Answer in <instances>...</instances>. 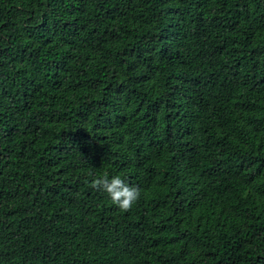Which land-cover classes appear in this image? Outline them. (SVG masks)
Segmentation results:
<instances>
[{
  "label": "trees",
  "instance_id": "obj_1",
  "mask_svg": "<svg viewBox=\"0 0 264 264\" xmlns=\"http://www.w3.org/2000/svg\"><path fill=\"white\" fill-rule=\"evenodd\" d=\"M0 264H264V0H0Z\"/></svg>",
  "mask_w": 264,
  "mask_h": 264
},
{
  "label": "clouds",
  "instance_id": "obj_2",
  "mask_svg": "<svg viewBox=\"0 0 264 264\" xmlns=\"http://www.w3.org/2000/svg\"><path fill=\"white\" fill-rule=\"evenodd\" d=\"M90 186L106 193L112 204L122 212L129 211L142 195L140 186L127 183L120 175L94 177Z\"/></svg>",
  "mask_w": 264,
  "mask_h": 264
}]
</instances>
